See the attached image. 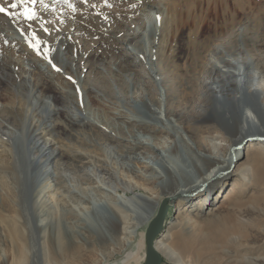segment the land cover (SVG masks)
<instances>
[{"label": "bare ground", "instance_id": "6f19581e", "mask_svg": "<svg viewBox=\"0 0 264 264\" xmlns=\"http://www.w3.org/2000/svg\"><path fill=\"white\" fill-rule=\"evenodd\" d=\"M19 1L22 2L21 6ZM77 1L83 0H45L37 7V10L45 12L43 16L47 19L51 17L49 13L56 5L63 2L73 4L69 9L73 12V23L69 25L70 29L65 31L62 26L60 30L59 25V28L54 24L49 25L50 20H45L46 24L39 27L38 22L42 18H38L39 13L32 7L31 0H0V6L10 13H0V57L6 56V47H9L8 52L19 49L23 51L17 44L10 45L12 40L28 47L31 41L35 48L32 50L33 56L30 57L33 68L22 64L18 65V69H13L10 63L5 67L2 65L5 60L0 58L1 97L7 99L11 95L14 98L21 96L22 101L23 98L26 99L24 104L29 102L30 105L29 109L21 107L17 110L12 107L8 110L6 106L0 107V118L2 117L1 121L4 123L0 125V135L2 143L7 146H0V169L15 170L12 159L5 157L9 156V150L12 151L8 141L16 136L12 126L19 130L22 140L26 184L32 189L30 193L45 175H55L58 179L57 182L53 181V186H62L66 178L61 170L70 169L74 174L70 179L73 185L65 187L69 193L67 200L56 196L55 207L43 200L42 204L33 207L30 217L17 207V203H9L7 212L0 209V236H4L9 243V254L0 255V264H70V261L72 264L75 260L74 257L71 258L72 249L80 247L82 243L84 245L95 242L98 238L109 240L113 250L116 247L123 248L132 242L141 224H150L156 217L160 200L165 198L177 201L183 208L194 205V209L199 210V213L196 219L187 220L179 211L177 217L182 219L166 230L164 238L179 233L192 238L191 244L198 240L196 236H210L227 244L238 243L245 228L241 222L243 219L233 212L223 213L222 203H211L220 191L217 188L223 187L225 179L230 175L219 176L232 165V152L239 155L240 150L237 148L241 147V143L246 145L252 138L264 141V69L256 70L254 61L249 57H183V64L180 63L178 58L167 53V38L173 30L172 25L176 23L178 7L171 8L172 5H168L166 1L164 5L154 4L151 0L137 1L128 13L125 12L127 19L117 31H122L123 34H116L117 39L125 42L122 43L125 51L126 48L130 51L116 54L113 66H136V77L146 80L149 91L143 90L140 82L135 80L133 87L136 89L134 94L137 95H131L124 85L126 82L123 77L115 75L114 80L121 86L118 95L111 90L107 79L96 80L95 85H89L88 89H85L91 95L99 89L105 95L117 99L112 102L117 108L122 106L130 112L139 109L138 111L146 117L137 119L135 124L147 133L148 137H137L122 146L117 144L115 149L112 145L119 139L113 133H94L86 128L88 129L92 116L98 123L106 122L115 133L119 132L123 136L121 122L106 113L104 116L101 112L87 115L70 90L53 85L54 73H51L47 63L49 60L58 62L57 68L61 72L66 68V73H75L78 72L79 63L91 55L90 49L79 51L81 41L75 36H81L84 31L77 24L81 20L78 18L80 15L75 13L84 12L85 8L74 5ZM13 3L18 6L12 8ZM26 10L33 13V18L29 19L24 15ZM62 12L63 10L54 14L60 25L65 17ZM108 17L104 23L108 31L102 22L92 19L96 25H93L91 35L98 37V40L92 41L93 44L103 43L105 39H111L113 36L114 29L110 32L108 26H112L115 19ZM122 20L124 19L120 18V21ZM29 22L35 30H32ZM101 25L102 29L107 31L106 36L110 38L101 37ZM70 26L75 29L72 30ZM45 27L49 28L54 36L52 40H46L45 36L49 33ZM20 30H24L29 41L19 35ZM215 52H223V46L218 45ZM136 53L142 58L140 62ZM154 59L156 61H153ZM144 60L149 67L137 69ZM201 60L203 63L200 66ZM23 62L25 64V61ZM94 62L97 67L103 68L105 56L97 57ZM46 68L48 70L45 71ZM189 68L195 74L185 77L184 69ZM18 78L21 92L14 94L12 82L17 83ZM83 80V75L78 72V89L82 87ZM91 99L93 102H100L97 96H91ZM118 100H121L123 105L118 103ZM120 115L128 117V113L121 112ZM17 116H21L20 121ZM49 122L55 123H52L53 128H48ZM196 123L199 125L196 126ZM60 127L70 132L75 131L78 139H81L82 134L94 136L99 147L83 154L74 149L69 156L73 161L80 158V164H61L63 152L74 145L69 142L65 147L54 138H45L47 132H53ZM128 129L130 133H134L133 128ZM198 131L203 133L197 135ZM255 134L259 137H249ZM163 135L168 139L165 144L169 148L171 160L159 149ZM95 153H100L101 156L95 157ZM256 158L258 160L254 168H250L248 163ZM7 161H10V165ZM89 166L92 167V173L86 171ZM236 171L244 179L252 172L256 173L257 179H264V142H253L249 145L243 162L236 166ZM234 172L233 170L232 173ZM84 174L90 176L83 177ZM126 176L132 180H128ZM207 182L209 184L205 194L192 200L184 198L195 189L198 190L192 195L201 191ZM83 184L90 186L84 187ZM51 186L52 184L48 188ZM232 192L233 188H230V191L221 197L225 195L224 198H227ZM203 210L204 213L201 214ZM165 223L164 218L155 228L156 237L164 229ZM193 223H201L205 229L193 226ZM175 225L178 228H175ZM32 239L36 242H32ZM205 244L209 246L207 242ZM155 248L161 253H168L175 264H186L178 251L161 239H155ZM150 257L152 254L148 250L147 260ZM257 259L243 258L249 263H256Z\"/></svg>", "mask_w": 264, "mask_h": 264}, {"label": "rangeland", "instance_id": "374dc122", "mask_svg": "<svg viewBox=\"0 0 264 264\" xmlns=\"http://www.w3.org/2000/svg\"><path fill=\"white\" fill-rule=\"evenodd\" d=\"M45 0H35V3H32V7L37 10V7ZM83 0L77 1L74 5H77L80 8H85L84 12L79 11L80 13L76 12V15H80L81 20L79 21L80 27L84 30L82 35H75L81 44L79 45V51L84 49H90L91 55H89L88 59L86 58L79 63L78 72L83 75V82H81L82 87L78 89V83L76 82L78 77V72L76 71L71 73L68 72V69L63 68V72L60 70L58 71L57 66L59 65L58 62H54L52 60H46L49 63V68H51V73L53 71L54 75L52 76L53 85L63 87L66 90H70L75 98L79 100V103L82 106V110L88 115V113H98L101 112L104 116L109 114L113 117V119L119 120L123 126V133L124 135L120 134L119 132H114L111 126L106 122L98 123L96 120L93 119L91 116V123L86 130H91L94 133L104 134L105 132H111L117 139H119L112 147L118 145H126L128 141L134 140L137 137H148V134L143 132L142 129H139L135 124L137 119H146L144 114L141 111L135 109V111H127L122 106L117 108V106L112 103L117 99L105 95L101 90H96L97 92H93L92 95L87 92L89 85H95L97 83L96 80H104L107 79L110 83V88L115 94L120 93L121 86L118 84L117 81L114 80L113 76L123 77V80L126 82L124 85L130 90L131 95L134 94L135 90L133 87V82L136 80L140 82L141 88L146 92L149 91V85L144 78L136 77V66L125 64L121 67H114V58L116 54H120L121 52L128 53L130 50L126 48L124 49L125 42L120 41L117 39L119 29H121V25L124 24L125 20L127 19L128 10H131V6H134L139 0ZM154 4L156 3H168V5H172L171 8H176V25H172L171 32L168 34L167 43V53L171 54L172 57L178 58L179 62L183 64V57H249L254 61V65L256 66V70H263L264 69V0H151ZM41 2V3H40ZM104 3V4H103ZM22 2L19 1V6H21ZM65 4V5H64ZM68 4V5H67ZM71 3L63 2L60 5H56L52 11H50L51 19L45 18L43 15L45 12L39 9L37 12L39 13L38 18L40 20L39 27H43L46 24L45 20L49 21V25H55L58 27L60 26V30L62 27L66 30H69V25L73 23L72 11H69ZM175 7H174V6ZM178 5V6H177ZM62 6V7H61ZM63 10L62 16H65L61 25L56 20V15L58 12ZM53 12V13H52ZM64 13V14H63ZM71 14V15H70ZM115 14V15H114ZM181 14V15H180ZM178 15V16H177ZM107 16L108 18L114 20V23L110 27V32L113 30V36L111 39L106 36V23ZM182 16V17H181ZM44 17V18H43ZM120 18L124 19L120 21ZM44 19V20H43ZM98 20L100 23L104 24L105 29H102V25L100 26V33L102 34L101 37L104 40L103 43H94L95 39L98 40V37H94L91 35L93 31V25L95 27V23L92 22L93 20ZM36 20V19H35ZM34 20V21H35ZM90 23L92 26H90ZM109 23V22H108ZM178 23V24H177ZM41 24V25H40ZM204 24V25H203ZM30 27L32 30L34 27L29 22ZM136 25V24H134ZM62 26V27H61ZM75 26V25H74ZM71 27L72 30L75 27ZM50 27V26H49ZM97 27L99 28L98 24ZM189 27V28H188ZM46 28V27H45ZM69 28V29H68ZM91 28V29H90ZM47 29L46 40H52L54 37L51 35L49 28ZM35 30V29H34ZM176 31V32H175ZM119 36L123 34L120 31ZM19 35L23 38L27 39V35L24 30L18 31ZM195 33V34H194ZM105 34V35H104ZM173 36H172V35ZM178 35V36H177ZM200 35V36H199ZM104 36V37H103ZM117 36V37H116ZM100 37V36H99ZM173 37V38H172ZM172 39V40H171ZM29 41V40H28ZM107 41V42H106ZM13 43L10 45H18L19 50H15V54L12 51H9V47L5 48V57H0L3 59L5 67H8L9 63L13 69H18V65L27 66V67H34L33 61H30V57L33 56L32 50H35L33 43L29 41L30 47L27 45H22L20 43H16L12 40ZM92 42V43H91ZM170 42V43H169ZM218 45L223 46V52L216 53L215 49ZM26 46V47H25ZM190 46H192L190 48ZM157 47L158 44H157ZM156 49V47H155ZM27 50V51H26ZM30 52H29V51ZM78 50V49H77ZM17 51V52H16ZM192 51V52H191ZM11 52V53H10ZM22 52V53H21ZM177 52V53H176ZM196 52V53H195ZM10 55H9V54ZM21 53V54H20ZM78 53V51H77ZM137 54V53H136ZM16 55V56H15ZM19 55V56H17ZM23 57H22V56ZM11 56V57H10ZM106 62L104 67H97L95 65L96 58L104 57ZM139 62L142 59L139 54ZM13 58V60H12ZM182 58V59H181ZM7 59V60H6ZM18 59V60H17ZM9 60V61H8ZM17 62H16V61ZM20 60L25 61L20 62ZM32 60V59H31ZM8 61V63H7ZM56 61V60H55ZM153 61H156L154 59ZM12 62V64H11ZM20 62V63H19ZM54 62V63H53ZM143 63L138 66L137 69L149 67L146 61H142ZM153 63L152 61H150ZM15 65L17 66L15 68ZM19 63V64H18ZM31 63V64H30ZM51 63V64H50ZM145 63V64H144ZM191 63V61L189 62ZM202 60L199 61V65H202ZM30 65V66H29ZM55 65V67H53ZM62 65V64H61ZM82 66V67H80ZM113 66V67H112ZM64 67V66H63ZM56 69V70H55ZM48 68L45 69V71ZM186 71L188 73H186ZM191 72V73H190ZM64 73V74H63ZM195 74L191 68L188 70L184 69V76L189 77L188 75ZM160 76V75H159ZM71 77V79H69ZM264 79V76H263ZM13 81V80H11ZM15 83H13V90L14 94H18L21 92L20 87V79L18 78ZM135 81V82H136ZM264 84V82H263ZM148 86V87H147ZM86 89V90H85ZM140 90V87H139ZM140 94V93H138ZM13 95L8 96L7 99L1 97V90H0V107L6 106L7 110L9 108L20 109L23 107L24 109H29L30 105L29 102L24 104L26 99L23 98V101L20 97H12ZM91 96H97L100 98V102L94 101L91 99ZM118 103L123 105L121 100L117 101ZM119 105V104H117ZM106 109V110H105ZM126 111V112H125ZM121 112L128 113L127 116H121ZM16 115V113H15ZM2 118V117H1ZM0 118V125L4 124ZM18 120H21V116H17ZM131 118V119H130ZM53 122H49L50 126L48 127L53 128ZM199 125L196 123V126ZM110 127V128H109ZM128 127L134 129V133H130ZM14 132L16 133L15 138L9 140L10 147L12 151L9 152V156L6 155V158L12 159V165L15 168L14 171L10 169H0V209L3 212H7L9 209V203L15 204L17 203V207L20 208L23 213L30 217V213H32L33 209L37 207V205L48 202L51 206H57L55 204L56 196L67 200L69 193L66 192L67 186H72L73 183L70 181L71 177H73L72 170L62 169L61 173L66 178L65 183L62 186H53L54 182H57V177L54 175L53 177L44 176L43 179L35 185L33 191L30 193V186H27V177L25 171V160H24V152L22 146V140L19 134V130L15 127ZM77 130V129H76ZM105 131V132H104ZM203 131H198L197 135L202 134ZM76 132L72 130V132L60 127L53 132H47L45 138H54L56 141L64 144L67 147L69 142L71 145L73 144V148L69 149L68 151H64V156L61 159L60 163L62 162L75 165L77 163L80 164V158H76L73 161V158L69 156L70 152L74 149L82 154L86 151L90 152L94 148L96 150L99 147L98 142L91 136L88 135H80L81 139L77 138ZM107 134V133H105ZM162 138L163 142L161 141L160 151L165 157L169 160L170 159V151L168 150L167 144V137L163 135ZM259 137V135H251L249 137ZM166 137V138H165ZM262 137V136H260ZM94 139V141H92ZM260 139V138H259ZM75 140V141H74ZM79 140V141H78ZM159 141V140H158ZM96 142V143H95ZM253 142H264L250 139L246 145L241 143V147L237 148L240 150V154L236 155V152H232L233 154V163L227 170H224L223 174L219 175L220 177L230 174L227 179H225V184L223 187H219L220 191L215 195L214 201L211 205H216L217 203L223 204L222 212L223 213H236L240 216L243 220L241 221L244 225V232L240 236L238 243H225L222 240H214L212 237L207 236H196L198 240L191 244L190 237L183 236L179 233H175L169 237L164 238V234L167 233L169 228L174 226L179 219L182 217H177L179 211H181L184 215L183 218L187 220H194L196 219L199 210H196V206L192 205L185 206L184 208L182 205H178L177 201L167 200V213L165 217V227L157 236V239H161L165 244L175 248L180 257L186 264H264V179L259 180L257 179V175L255 172H252L248 178L244 179L243 176L240 175L238 171H236V166L239 163L243 162L245 154L247 153V149L249 145ZM0 146L5 148V143H2V136L0 135ZM58 145V143H57ZM164 145V146H163ZM239 146V145H238ZM7 147V146H6ZM244 151V152H243ZM68 155H66V154ZM5 154V153H4ZM100 153H95V157H100ZM169 156V157H168ZM61 157V156H60ZM235 157V158H234ZM107 158V157H106ZM109 159V158H107ZM171 160V159H170ZM258 160L257 158L248 163L250 168H254V164ZM59 161V160H58ZM57 161V162H58ZM67 161V162H65ZM10 162V161H9ZM7 161V164L10 165ZM231 169V170H230ZM235 171L232 173V171ZM86 171L92 173V167H87ZM18 174V175H17ZM82 174V173H80ZM17 175V176H16ZM90 176V175H89ZM87 174H84L83 177H89ZM16 179H15V178ZM253 177V178H252ZM128 180L131 177L126 176ZM257 179V180H256ZM132 180V179H131ZM130 180V181H131ZM214 180V179H213ZM54 181V182H53ZM245 181V182H244ZM87 182V181H85ZM227 182V183H226ZM52 184L51 187L48 186ZM208 182L206 186L195 195H192L197 190H193L191 193L185 195L184 198L187 200H192L198 195L205 194L207 192ZM235 184V185H233ZM84 187H89V184H83ZM66 187V188H65ZM202 187V186H201ZM230 188H233V192L227 198L221 197L222 194L225 192L230 191ZM32 190V189H31ZM30 193V194H29ZM29 194V196H28ZM220 194V195H219ZM119 196V195H118ZM164 199L160 200V204ZM53 201V202H52ZM60 201V200H59ZM159 204V206H160ZM190 205V204H189ZM157 208V212L159 209ZM34 207V208H33ZM190 207V208H189ZM182 208V209H181ZM188 210H187V209ZM206 210V208L204 209ZM204 210L201 212L204 213ZM157 214V213H156ZM31 223V222H30ZM201 223H193V226H198V228H203L200 225ZM149 222L141 224L140 228L136 232L135 236L132 238V242L129 243L127 246L123 248L116 247L115 250L111 249V242L109 240H105L103 238H98L95 242H88L84 245L81 244L80 247H75L72 249L71 253H73L71 258H75L72 264H144L147 260L148 250L146 245V231L148 228ZM176 226V225H175ZM175 228H178L177 226ZM205 229V228H203ZM167 230V231H166ZM163 234V235H162ZM210 237V238H209ZM214 240V241H213ZM32 242L33 239L31 240ZM212 241V245H211ZM190 242V244H189ZM207 242L209 246L205 244ZM192 245V246H191ZM107 248V249H106ZM9 243L5 239L4 236H0V255L9 254ZM105 249V250H104ZM108 251V252H106ZM104 252V253H103ZM109 255H108V254ZM107 254V256H106ZM163 254V261L161 264H175V261L171 259L168 253L165 251ZM258 258L256 263H249V261H244L243 258ZM71 264V261H70Z\"/></svg>", "mask_w": 264, "mask_h": 264}, {"label": "water", "instance_id": "95a60500", "mask_svg": "<svg viewBox=\"0 0 264 264\" xmlns=\"http://www.w3.org/2000/svg\"><path fill=\"white\" fill-rule=\"evenodd\" d=\"M244 152V151H243ZM167 198H165L158 210L156 217L150 222L146 231V245L152 257H150L144 264H161L163 261V254L155 248V228L166 217L168 205Z\"/></svg>", "mask_w": 264, "mask_h": 264}, {"label": "snow or ice", "instance_id": "6c2138e0", "mask_svg": "<svg viewBox=\"0 0 264 264\" xmlns=\"http://www.w3.org/2000/svg\"><path fill=\"white\" fill-rule=\"evenodd\" d=\"M32 3H35V0H31ZM18 5L16 3L11 4L12 8H16ZM0 13H6V14H10L7 12V9L3 6H0ZM24 15H26L29 19L33 18V13H31L29 10H26ZM53 67H55V65H53ZM59 71V69H57ZM69 79H71V77H69Z\"/></svg>", "mask_w": 264, "mask_h": 264}]
</instances>
